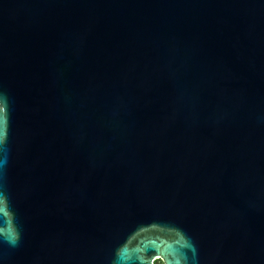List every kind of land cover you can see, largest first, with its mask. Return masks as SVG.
Returning <instances> with one entry per match:
<instances>
[{
	"label": "water",
	"instance_id": "obj_1",
	"mask_svg": "<svg viewBox=\"0 0 264 264\" xmlns=\"http://www.w3.org/2000/svg\"><path fill=\"white\" fill-rule=\"evenodd\" d=\"M264 264V0H0V264Z\"/></svg>",
	"mask_w": 264,
	"mask_h": 264
},
{
	"label": "flooded vegetation",
	"instance_id": "obj_2",
	"mask_svg": "<svg viewBox=\"0 0 264 264\" xmlns=\"http://www.w3.org/2000/svg\"><path fill=\"white\" fill-rule=\"evenodd\" d=\"M153 264H161L160 260H154Z\"/></svg>",
	"mask_w": 264,
	"mask_h": 264
}]
</instances>
